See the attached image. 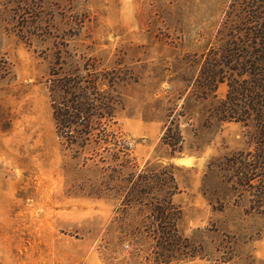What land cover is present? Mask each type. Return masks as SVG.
Instances as JSON below:
<instances>
[{
	"label": "rangeland",
	"instance_id": "obj_1",
	"mask_svg": "<svg viewBox=\"0 0 264 264\" xmlns=\"http://www.w3.org/2000/svg\"><path fill=\"white\" fill-rule=\"evenodd\" d=\"M230 2L0 0V264H154L146 242H121V196L85 195L100 182L98 159H73L57 137L50 55L56 36L71 34L80 37L70 51L126 72L117 127L139 168L175 167L178 227L201 255L171 264H264V217L256 214L264 205L233 194L225 172L209 169L254 151L248 130L204 128L195 112L183 126L186 151L172 156L161 142L169 102L198 76L196 59L215 41ZM226 93L224 85L219 95Z\"/></svg>",
	"mask_w": 264,
	"mask_h": 264
},
{
	"label": "trees",
	"instance_id": "obj_2",
	"mask_svg": "<svg viewBox=\"0 0 264 264\" xmlns=\"http://www.w3.org/2000/svg\"><path fill=\"white\" fill-rule=\"evenodd\" d=\"M66 37L55 38L49 93L60 145L85 164L98 159L100 182L85 195L121 196L126 220L121 242H146L154 264L196 259L200 250L178 227L183 210L174 201L181 192L175 167L149 163L140 169L117 127L126 72L104 67L94 54L70 51L68 42L80 35ZM196 60L200 70L187 84L186 102H177L185 91L169 102L161 142L172 156L186 151L183 126L195 112L204 128L241 124L255 150L235 153L223 168L212 163L210 175L225 172L233 194L254 195V203L264 205V0H231L215 41ZM224 85L227 93L221 97ZM256 214L264 217V210Z\"/></svg>",
	"mask_w": 264,
	"mask_h": 264
},
{
	"label": "bare ground",
	"instance_id": "obj_3",
	"mask_svg": "<svg viewBox=\"0 0 264 264\" xmlns=\"http://www.w3.org/2000/svg\"><path fill=\"white\" fill-rule=\"evenodd\" d=\"M186 161V160H185ZM185 161H182V162H185Z\"/></svg>",
	"mask_w": 264,
	"mask_h": 264
}]
</instances>
